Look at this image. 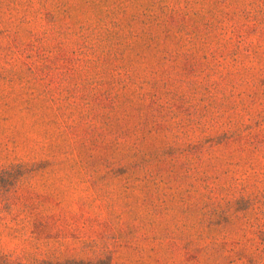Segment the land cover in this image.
I'll return each instance as SVG.
<instances>
[{"label":"rangeland","instance_id":"1","mask_svg":"<svg viewBox=\"0 0 264 264\" xmlns=\"http://www.w3.org/2000/svg\"><path fill=\"white\" fill-rule=\"evenodd\" d=\"M0 254L264 264V0H0Z\"/></svg>","mask_w":264,"mask_h":264},{"label":"trees","instance_id":"2","mask_svg":"<svg viewBox=\"0 0 264 264\" xmlns=\"http://www.w3.org/2000/svg\"><path fill=\"white\" fill-rule=\"evenodd\" d=\"M83 261L75 260V259H67L64 261L61 260H40V261H15L8 258L7 255L0 254V264H83ZM93 264V263H91ZM103 264H109L108 262H103Z\"/></svg>","mask_w":264,"mask_h":264}]
</instances>
